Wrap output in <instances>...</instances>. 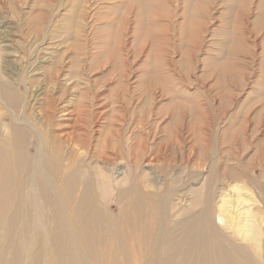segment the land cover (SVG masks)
Masks as SVG:
<instances>
[{
    "label": "rangeland",
    "instance_id": "1",
    "mask_svg": "<svg viewBox=\"0 0 264 264\" xmlns=\"http://www.w3.org/2000/svg\"><path fill=\"white\" fill-rule=\"evenodd\" d=\"M5 3L0 17L17 48L33 39L32 25L43 26L38 83L56 65L67 111L81 98L100 115L93 130L121 128L123 140L160 148L159 163L173 161L167 175L180 174L164 184L153 171L161 195L175 188L177 211L211 207L219 232L264 264V0Z\"/></svg>",
    "mask_w": 264,
    "mask_h": 264
},
{
    "label": "bare ground",
    "instance_id": "2",
    "mask_svg": "<svg viewBox=\"0 0 264 264\" xmlns=\"http://www.w3.org/2000/svg\"><path fill=\"white\" fill-rule=\"evenodd\" d=\"M42 28L32 25L19 49L0 17V264H255L219 232L211 207L177 211L175 188L161 195L153 171L164 184L180 174L167 175L173 161L160 164V148L123 140L121 128L93 130L100 115L81 98L67 111L56 65L38 83Z\"/></svg>",
    "mask_w": 264,
    "mask_h": 264
}]
</instances>
